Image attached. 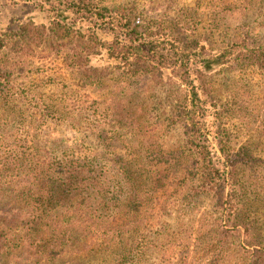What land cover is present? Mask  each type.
Masks as SVG:
<instances>
[{
  "label": "trees",
  "instance_id": "obj_1",
  "mask_svg": "<svg viewBox=\"0 0 264 264\" xmlns=\"http://www.w3.org/2000/svg\"><path fill=\"white\" fill-rule=\"evenodd\" d=\"M2 5L33 15L0 29V89L12 87L17 65L40 47L53 50L85 86L98 83L102 63L124 84L107 96L114 113L104 108L108 117L102 126L111 128L103 135L105 129L96 130L97 149L55 148L57 156L42 157L33 114H22L17 122L31 123L23 125L24 134L22 127L14 132L0 126V202L8 200L0 207V257L18 252L30 259L26 264H66L64 255L76 250L88 258L86 264H142L158 239L141 229V201L171 187L179 197L186 191L187 211L197 209L199 197H214L216 216L206 228L201 219L193 233L197 240L210 238L207 252L224 257L235 252L237 239L256 240L264 264V234L252 220L245 184V174L264 160L255 143L238 145L230 128L222 127L230 108L215 102L208 84L215 74L264 73V41L211 40L199 32L196 11L168 23L105 0H0ZM171 75L184 86L183 106L175 115L185 142L168 151L150 139L141 146V121L132 113L134 94L128 91L134 92L140 79L167 84ZM43 105L48 116L63 118L58 105ZM119 138L126 140L120 145ZM168 249L161 250L166 255ZM246 259L241 256L235 264ZM165 262L174 264L172 256Z\"/></svg>",
  "mask_w": 264,
  "mask_h": 264
},
{
  "label": "rangeland",
  "instance_id": "obj_2",
  "mask_svg": "<svg viewBox=\"0 0 264 264\" xmlns=\"http://www.w3.org/2000/svg\"><path fill=\"white\" fill-rule=\"evenodd\" d=\"M105 3L126 4L135 9L139 17L163 18L168 23L196 11L201 22L199 32L211 40L220 43L222 40L251 36L258 42L264 41V0H105ZM27 11L2 5L0 29H6L28 17ZM52 51L45 47L35 49L29 58L17 65L13 72L12 87L0 89V126L3 125V130L13 129L14 132L22 127L24 134L23 125L31 127V123L20 125L17 122L22 114H33L36 126H39L36 132L39 142L37 154L42 157H48L49 154L57 156L55 148L58 151H64L67 147L68 150L76 147L97 149L99 140L96 130L105 129L100 133L103 135L111 128L109 125L102 126L105 109H110L112 115L114 113L112 105L108 104L107 108V96L115 89L122 88L124 83L116 79L117 73H113L108 64L102 63L96 69V80L100 77L98 83L85 86L80 78L67 71L62 59ZM140 80L134 92L128 91V95L134 94L132 113L140 117L141 146L144 140L150 139L153 144L162 146L164 151L179 148L185 142V135L181 123L176 121L175 113L183 106L184 86L173 75L169 76L167 84L152 79ZM208 84L213 89L215 102L219 106L226 103V107L230 108L220 121L222 127L230 128V134L238 145L247 141L255 143L258 147L255 151L257 156L264 160V73L254 69L246 75L239 72L215 74L208 79ZM44 101L58 105L63 118L48 116ZM211 114L214 119V108ZM118 140L121 145L126 139ZM31 151L28 149L27 153ZM245 175V184L247 182L250 187L251 217L259 226L260 234H264V163ZM169 189L164 194L153 192L150 200L141 201V229L145 236L158 239L156 248L151 249L153 254L144 259L142 264H166L165 260L170 256L174 264H235L241 256L247 258L246 264H261L256 240L245 244L240 238L237 239L232 247L235 252L224 257L220 255L215 258L207 252L206 244L210 238L197 240L193 233L201 219H205L203 226L206 228L216 216L214 197H199L197 209L187 211L185 209L190 207V199H184L186 191L179 197V192L171 187ZM7 201L3 199L0 207ZM167 248L170 253L168 251L165 255L163 250ZM75 252L64 255V262L86 264L88 258ZM22 260V255L16 252L0 257V264H26L30 259ZM91 261L92 264L97 263Z\"/></svg>",
  "mask_w": 264,
  "mask_h": 264
}]
</instances>
